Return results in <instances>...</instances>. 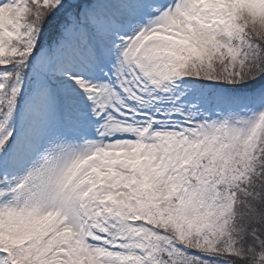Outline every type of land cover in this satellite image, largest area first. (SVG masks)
<instances>
[{"label":"snow or ice","instance_id":"1","mask_svg":"<svg viewBox=\"0 0 264 264\" xmlns=\"http://www.w3.org/2000/svg\"><path fill=\"white\" fill-rule=\"evenodd\" d=\"M0 264H264V0H0Z\"/></svg>","mask_w":264,"mask_h":264}]
</instances>
